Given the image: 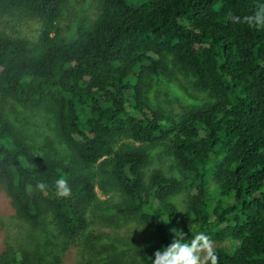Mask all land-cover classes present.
<instances>
[{
    "label": "trees",
    "instance_id": "obj_1",
    "mask_svg": "<svg viewBox=\"0 0 264 264\" xmlns=\"http://www.w3.org/2000/svg\"><path fill=\"white\" fill-rule=\"evenodd\" d=\"M67 2L0 0V22L19 12L42 23L36 41L0 31V187L16 212L34 227L51 212L65 238L84 235L100 201L92 168L104 165L117 213L143 230L135 257L110 264H153L173 229L188 244L200 233L236 243L205 264H264V0H100L70 39L59 26ZM169 61L211 101L178 116L149 104L144 79ZM10 101L49 115L72 159L35 153ZM149 146H163L184 179L147 175ZM182 190L184 215L173 202Z\"/></svg>",
    "mask_w": 264,
    "mask_h": 264
},
{
    "label": "rangeland",
    "instance_id": "obj_2",
    "mask_svg": "<svg viewBox=\"0 0 264 264\" xmlns=\"http://www.w3.org/2000/svg\"><path fill=\"white\" fill-rule=\"evenodd\" d=\"M100 0H68L59 22L62 36L70 39L85 19H96ZM42 28L41 21L25 13L7 14L0 22V31L36 41ZM164 72L156 77L148 75L143 82V96L155 109L182 115L211 101L208 93L201 91L194 76L180 65L169 61ZM8 111L10 120L29 142L35 153L69 162L72 153L58 135L54 121L44 112L22 109L12 101ZM125 138L122 142H129ZM147 175L161 169L168 175L184 179L181 169L163 146H149ZM98 175L99 203L89 212V227L82 236L68 239L57 228L51 212L43 224L34 227L18 214L10 197L0 187V264H110L117 255H125L123 262L135 257L133 247L142 238V228L136 220L123 217L116 211L119 191L109 180L104 165L92 168ZM188 193L182 190L173 197L182 215L188 212ZM136 241V242H135ZM231 239L222 242L205 241L201 249V264L211 252L224 248L235 250ZM132 248V249H131Z\"/></svg>",
    "mask_w": 264,
    "mask_h": 264
},
{
    "label": "clouds",
    "instance_id": "obj_3",
    "mask_svg": "<svg viewBox=\"0 0 264 264\" xmlns=\"http://www.w3.org/2000/svg\"><path fill=\"white\" fill-rule=\"evenodd\" d=\"M59 194L67 195L68 188L64 179L57 180ZM43 188V185H40ZM174 239L172 243L155 252L153 264H201L200 252L203 248V242L208 240V237L203 233L198 234L191 244L183 242V235L177 229L172 230ZM212 264H216L215 257H212Z\"/></svg>",
    "mask_w": 264,
    "mask_h": 264
}]
</instances>
